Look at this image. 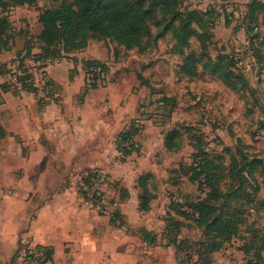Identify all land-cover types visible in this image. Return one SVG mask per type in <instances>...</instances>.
<instances>
[{"label": "rangeland", "instance_id": "1", "mask_svg": "<svg viewBox=\"0 0 264 264\" xmlns=\"http://www.w3.org/2000/svg\"><path fill=\"white\" fill-rule=\"evenodd\" d=\"M60 1L38 0L33 5L13 6L3 12L9 16L14 34L11 49L2 56L10 70L26 68L25 61L20 67L21 57L29 44L34 52L39 51L40 14ZM252 1L181 0L183 8L209 12L206 18L213 35L206 47L201 46L198 38L191 37L190 47L181 52L172 29L166 30L171 18L163 16L158 9L148 26L147 33L152 37L147 39L146 50H128L113 39L90 37L85 49L66 53L67 56L48 66L62 69L71 60L77 66L80 58L97 56L108 68L98 90L91 94L86 112L89 122L83 125L85 130L94 133L84 138L85 150L72 155L50 154L40 142L30 148L19 137L15 141L11 138L0 142V264H35L21 259L22 249L35 246L31 242L33 237L22 238V233L29 231V220L37 217L40 205L45 203L43 199L51 193L59 194L54 205L60 209L62 219L56 223L49 220L52 216L48 214L49 218L45 215L42 221H51L64 234L75 233L73 240L62 235L63 246L54 264H179L182 254L175 255V249L164 236L168 222L180 231L177 242L189 248L192 264H210V258L212 264H253V255L260 253L264 257V173L257 172L260 191L255 198L257 202L263 201L259 209L248 204L247 199L242 201L230 196L238 186L237 181L229 176L221 180L216 206L224 214L241 210V225L239 235L212 255L206 249L208 240L195 217L179 213L181 206L172 203L176 200L190 204L206 195V190L192 179L191 163L198 152L204 151L210 156L222 154L227 167L231 157L226 148L240 159L245 154L250 159L264 161V68L248 50L247 26L254 24L249 17ZM178 23L174 21L175 25ZM257 24L256 43L264 56V7L258 11ZM190 52L202 56L204 62L208 58L212 62L220 60L226 68L227 61L233 58L234 70L241 73L236 76L241 88L232 89L219 76L202 71V66L199 75L188 77L180 66ZM41 63H36V68ZM10 76V73L5 78L0 76V82ZM41 76L39 72L36 77ZM71 94V91L65 94L67 103L63 109L68 107L71 115L82 120L85 112L77 111ZM57 96L60 97L59 92ZM162 97L170 98L165 108L157 102ZM54 109L44 114L51 121ZM43 110L47 111V107ZM137 117L143 125L135 139L139 149L125 158L115 147V136ZM175 126L185 131L178 152L164 147L165 135ZM71 158L74 164L68 161ZM54 160H63L66 168H56ZM85 168L102 171L103 179L95 185L100 200L88 201L78 192ZM142 174H146L148 194L157 195L151 209L143 212L138 205L142 192L138 180ZM248 190L253 192L251 187ZM142 226L158 234L159 245L150 247L139 240ZM93 229L95 238L90 236ZM175 234L174 231L170 239ZM247 247L249 253H245Z\"/></svg>", "mask_w": 264, "mask_h": 264}, {"label": "trees", "instance_id": "2", "mask_svg": "<svg viewBox=\"0 0 264 264\" xmlns=\"http://www.w3.org/2000/svg\"><path fill=\"white\" fill-rule=\"evenodd\" d=\"M37 2L38 0H0V76L3 78L10 73V68L9 63L3 61L2 56L4 51L11 49L14 39L9 16L4 15L3 12L13 6L33 5ZM263 7L264 2H261V0L252 1L249 17H251L250 20L254 24L247 26L249 36L248 50L253 52L256 62L262 68H264L263 51L256 41L259 36L258 11ZM158 9L163 16L171 18L166 30L172 29L178 49L181 52L185 48L190 47L191 37L198 38L203 47H206V43L212 38L211 27L206 18L209 12H204L197 8H183L181 0H61L57 6L41 12L39 20L42 24V30L37 37L40 42L39 51L34 52V48L30 44L26 46V52L21 57L20 67L22 68L24 61L30 57L35 62H42L39 67L43 68L45 67L43 62L47 59L56 61L64 58L69 53L85 49L89 44L90 37L99 40L113 39L128 50H146L148 48L147 39L152 37V35L149 36L147 33L148 26ZM174 21L179 23L175 25ZM227 62L228 68L224 67L220 60H213L212 62L208 58L204 62L202 56L196 52H190L184 56L180 68L188 77L195 78L200 74L199 67L202 66V71L219 76L228 86L237 90L241 86L236 76H241V73H237L234 70L236 62L233 61V58ZM82 63L86 74L84 96L89 89L99 87L108 68L97 59H83ZM22 71L25 74H19L18 81L22 84L23 89L35 95L40 110H43L52 101L59 102V97H55L59 86L53 79L47 78L43 88L45 95L39 97V89L33 85L34 74L27 68ZM43 73L45 74V71ZM8 91L18 92L16 85L4 80L0 84V103L4 99L3 93ZM45 97H47V100H45ZM169 99L168 97H162L157 102L165 108ZM137 112L139 114V110ZM143 113V111L140 112L141 115H144ZM137 119L139 117L133 119L124 129L119 131L116 137V149L125 158L139 149L135 139L143 125H137ZM184 132V129L180 126L171 128L165 135L164 147L172 152L180 151L183 145ZM6 136L7 132L0 123V139ZM226 150L229 151L231 157L229 167L224 163L222 154L210 156L208 153L201 151L196 153L192 159L191 168L194 174L192 179L206 190V195L203 198L190 202V204L172 200L173 204L176 202L181 206L182 212L179 213L192 214L196 219L197 225L203 228L204 236L208 240L206 249L209 253L211 252V255L232 242L240 233L241 222L239 217L242 215L241 210H236L237 213L235 214H224L216 206V202L220 199L219 188L221 180L229 176L230 179L238 182V186L230 192L232 198L238 197L242 201L247 199L246 202L255 206L256 209H259L260 204L263 202H257L255 195L260 191V186L257 184V172L264 173V161L261 158L250 159L245 154L240 159L230 148H226ZM101 178L103 179L100 169L85 168L81 174V186L78 191L84 199L88 201L93 198L101 199L100 195L97 196L98 190L95 188L97 181ZM138 181L142 189L138 196L139 210L148 211L151 209L152 200L157 195L148 194L146 174H142ZM248 187H251L253 192H249ZM93 188L95 189L94 192H92ZM119 211L120 209L118 208L117 212ZM166 214L169 213L167 212ZM168 217L171 218L172 216L169 214ZM114 220L111 221L114 222ZM177 224H180V222L178 221ZM174 231L176 236L170 239V235H173ZM139 234L141 239L147 244L151 246L159 245L158 234L153 230L140 227ZM179 234L178 228L175 230L169 222L166 224L164 236L169 240L168 245L173 246L175 255L179 256V254H182L180 261L183 258L190 260L192 255L189 248L181 247L177 242ZM244 246H247L246 242H244ZM34 250L43 252V256L39 258L37 264H52L54 260L53 247L38 244ZM248 250L247 247L245 253H249L247 252ZM262 255L260 253H257L256 257L253 255L251 263L264 264ZM212 263L213 259L210 258V264Z\"/></svg>", "mask_w": 264, "mask_h": 264}, {"label": "crops", "instance_id": "3", "mask_svg": "<svg viewBox=\"0 0 264 264\" xmlns=\"http://www.w3.org/2000/svg\"><path fill=\"white\" fill-rule=\"evenodd\" d=\"M83 59L100 60L97 56H89L86 58H80L77 63L79 65L77 66L71 60V62H67L65 68L62 69L51 67L46 68L47 77L53 79L59 86L58 92L60 93L59 102L57 103L52 101L54 103L53 105L51 104L52 102L49 103V106H46L47 111L40 110L37 98L32 93L20 92L19 94L18 92V95H15L13 91L3 93L4 99L3 102L0 103V123L5 128L7 136L0 139V142L8 139L10 141L11 138L15 141L16 137H19L23 140V143L30 146V148H34L37 142H40L49 150L50 154L69 153L72 155V153L85 150L87 145H85L83 140L85 137L91 134L93 135L94 131L85 130L83 125L89 122L86 112L88 108H90L91 94L94 91H97L98 88L89 89L83 96V92L85 91L86 76L83 69ZM3 81L4 80L2 79L0 84ZM70 91L72 92L71 98L74 95V100L77 103L75 104L77 111L85 112L82 120H79L77 115H71L67 111L68 107L66 110L63 109L64 103H67V96H65V94ZM53 107H56V109L53 111L54 114H52L53 119L51 121L48 117L46 118V115L53 109ZM67 112L71 115V117H67ZM44 114L46 115L44 116ZM112 123L114 122H110V124ZM112 127H116V125L112 124ZM124 128L125 126L119 131ZM117 134L115 137H117ZM68 161H72V164L75 163V160L72 158ZM53 165L56 168L59 167L60 169H65L67 164H65L63 160L59 162L54 160ZM58 196V193H51V196L43 199V201L45 200V203L40 205L37 217H35L34 220L30 219L28 222L29 231L22 233V238L33 237V241L31 240V242L35 246L42 244L53 247L54 260L56 255H60L61 246H63V239L61 238L62 235H66V239H75V233L64 234L58 226L50 224L52 223L51 221L49 223L47 221H42L45 215L49 218L48 214L52 216L49 220H53L56 223H58V219H62V213L59 214L60 209L54 205ZM146 228L149 229L148 227ZM77 235H79V233ZM90 236L94 238L96 237L95 229L91 230ZM139 240L144 244L146 243L140 236ZM146 245L152 247L147 243ZM5 258L8 257L6 256ZM54 260L52 264H54Z\"/></svg>", "mask_w": 264, "mask_h": 264}, {"label": "built area", "instance_id": "4", "mask_svg": "<svg viewBox=\"0 0 264 264\" xmlns=\"http://www.w3.org/2000/svg\"><path fill=\"white\" fill-rule=\"evenodd\" d=\"M52 62L53 61L50 60V59L45 60L43 62L45 67L41 68V67L38 66V68H39L38 69V68H36V66H37L36 63H38V62H35L34 59L25 60L26 68L29 69V71L34 74L33 85L39 89V95L42 93L41 94L42 96L40 95L41 97H43L45 95V92L43 91V88H44V86L46 84V81H47V78H48L47 75H46V68L49 65H51ZM27 63H30V66ZM32 67H33V70L31 69ZM43 71H45V74L43 73ZM39 72L42 74L41 78H37L36 77ZM22 73L25 74V72H23L22 70H20V71H18V70H10L11 76L7 80L9 83H11L13 85H16L17 90H18L19 93L20 92H27L25 89H23L22 84L18 81V75L22 74ZM103 76H104V74H103ZM41 82L43 84H41ZM40 87H42V88H40ZM136 123H137V125L140 126V125H142V120L139 118V119L136 120ZM34 249H35V246L34 247L28 246L27 248L22 249L23 252H22V250L20 252L23 253L24 257L21 258V259H23V260L28 259L31 262H34L35 264H37L39 258L43 256V252H36ZM30 255H32V256L30 257ZM179 264H192V263H190L189 260L183 258L182 262L179 263Z\"/></svg>", "mask_w": 264, "mask_h": 264}]
</instances>
